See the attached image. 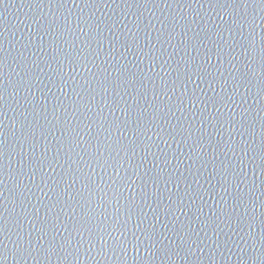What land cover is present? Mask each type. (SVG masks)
I'll list each match as a JSON object with an SVG mask.
<instances>
[{
    "label": "water",
    "instance_id": "95a60500",
    "mask_svg": "<svg viewBox=\"0 0 264 264\" xmlns=\"http://www.w3.org/2000/svg\"><path fill=\"white\" fill-rule=\"evenodd\" d=\"M262 38L261 0H3L0 264H260Z\"/></svg>",
    "mask_w": 264,
    "mask_h": 264
},
{
    "label": "snow or ice",
    "instance_id": "6c2138e0",
    "mask_svg": "<svg viewBox=\"0 0 264 264\" xmlns=\"http://www.w3.org/2000/svg\"><path fill=\"white\" fill-rule=\"evenodd\" d=\"M2 2H3V0H0V3H2ZM60 2H63V0H60ZM261 3H264V0H261ZM64 27L66 28V25H64ZM248 27H249L250 31H249V39H248V42H247L248 43V47L246 48L247 51L245 52V55H248V52L249 51H255V43H254V35H253L255 33V17H252V19L248 23ZM262 41H264V38H262ZM149 43H150V41H149ZM67 59L69 61V66L71 67L72 66V61L74 59H79V58L78 57H68ZM261 59H262V61H264V55H262ZM2 64H3V60L0 59V65H2ZM262 70H264V65H262ZM61 79H63V77H61ZM100 86L104 89V93L106 95L107 94V91H108V86H107L106 80L105 81H101L100 82ZM262 91H264V89H262ZM2 99H3V96L0 95V100H2ZM101 112H102V110H101ZM0 143H2V142H0ZM58 154H59V152H57V155ZM3 155H4L3 150H2V148H0V159L3 158ZM75 182L76 181L73 180V183H75ZM262 215H264V214H262ZM247 220H248V225L251 226L252 223L254 222V216L247 217ZM262 223H264V221H262ZM73 230L76 231L77 233L80 232V228H74ZM7 231H8V229H7L6 225L2 221H0V257H3L4 256V252H5V249H6V246L3 244V238H4V233L7 232ZM40 231L41 232H45L44 227H42ZM64 231L65 232H68V229L67 228H64ZM85 231H87L90 234V236H91V234H92L91 228H87V229H85ZM69 235H71L70 232H69ZM132 235H133V238L135 240L139 241L140 238L137 237V236H135V233H133ZM97 238L100 239V240H102V241L104 239L103 236H98ZM65 243H67V244L70 245V241H65ZM119 243L120 244H123V243H131V241H129L127 239V237H125L124 239H122L121 241H119ZM63 246H64L63 244L59 245V247H63ZM57 247L58 246L53 241V243L49 244V247H48V249H46V251H47V253L49 255H52V254L55 253ZM26 251L27 250L25 249V250H22L19 253L20 256H21V258H23V256L26 254ZM258 259L260 260V264H264V259H260L259 257H258Z\"/></svg>",
    "mask_w": 264,
    "mask_h": 264
}]
</instances>
